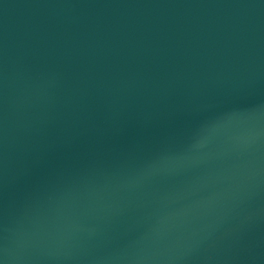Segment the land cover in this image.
I'll list each match as a JSON object with an SVG mask.
<instances>
[{
  "label": "water",
  "instance_id": "95a60500",
  "mask_svg": "<svg viewBox=\"0 0 264 264\" xmlns=\"http://www.w3.org/2000/svg\"><path fill=\"white\" fill-rule=\"evenodd\" d=\"M0 264H264V0H0Z\"/></svg>",
  "mask_w": 264,
  "mask_h": 264
}]
</instances>
